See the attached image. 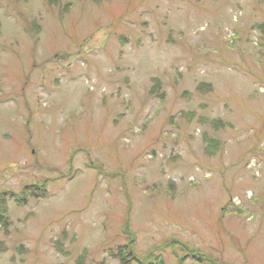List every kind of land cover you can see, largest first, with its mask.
<instances>
[{
	"label": "rangeland",
	"instance_id": "374dc122",
	"mask_svg": "<svg viewBox=\"0 0 264 264\" xmlns=\"http://www.w3.org/2000/svg\"><path fill=\"white\" fill-rule=\"evenodd\" d=\"M42 182L0 264H264V0H0V192Z\"/></svg>",
	"mask_w": 264,
	"mask_h": 264
},
{
	"label": "trees",
	"instance_id": "16d2710c",
	"mask_svg": "<svg viewBox=\"0 0 264 264\" xmlns=\"http://www.w3.org/2000/svg\"><path fill=\"white\" fill-rule=\"evenodd\" d=\"M49 1L52 2L53 0H49ZM37 29L39 30L40 28L36 23H34L32 29H29V32L33 38L39 32L37 31ZM157 84L158 82L155 81L152 88L157 89L158 88ZM150 91H152V89H150ZM46 196H47L46 182H42L40 185L38 184L25 185L21 192H14L11 190L0 192V229L8 231V229L12 225L11 218L8 215L7 202L9 200L13 201L18 206H24L28 201V197L39 199V198H44ZM116 256L118 260L120 259L122 264H127L128 262H132V260L136 259L134 252L130 247L129 240L123 246H118V248H116ZM188 257H190L195 262H198L199 264H203V263L205 264V262H209L210 264H216V260L213 259V257L208 256L204 260L200 254H197L193 251L188 252L187 255L186 254L184 255V258L187 259ZM144 261L146 262V258H144ZM177 264H182V260H178Z\"/></svg>",
	"mask_w": 264,
	"mask_h": 264
}]
</instances>
